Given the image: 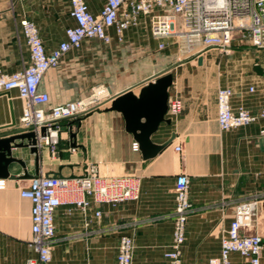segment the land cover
Returning <instances> with one entry per match:
<instances>
[{
	"label": "crops",
	"instance_id": "obj_1",
	"mask_svg": "<svg viewBox=\"0 0 264 264\" xmlns=\"http://www.w3.org/2000/svg\"><path fill=\"white\" fill-rule=\"evenodd\" d=\"M86 2L95 15L105 4V0ZM24 19L36 24L48 51L66 40V29L75 25L69 0H0V70L6 74L29 64L27 42L19 33ZM161 42L163 50L151 36L149 18H144L126 32L124 44L108 47L88 41L46 75L40 89L51 95V107L88 98L98 88L108 95L96 111L63 122L57 157L48 148L39 150L37 157L29 148L12 150L26 168L13 164L11 177L2 179L7 188L0 191V264H27L37 258L30 246L31 203L20 196L28 180L39 174L70 177L80 172L84 161L99 164L108 174L139 177L140 198L117 206L92 203L86 214L68 206L59 208L48 264H117L124 235L135 241L133 264H171L164 255L173 241L174 188L180 173L191 179L184 264H208L220 256L236 208L246 201L258 200L254 231L264 235V118L222 131L217 96L219 88L231 87L234 109L263 113L264 52L235 47L228 60L215 50L201 49L179 60L175 40ZM196 50L198 46L187 55ZM168 75L173 77L169 102L179 99L181 110L176 115L168 111L165 118L170 123H161L151 136L154 145L167 147L145 160L124 115L112 111V103L128 92L139 98L149 84ZM15 95L16 91L0 95V138L21 133L17 125L11 127L13 117L17 124L22 115V102ZM155 102L152 99L143 107L149 116ZM145 122L143 118L141 123ZM179 144L182 154L175 152ZM97 211L101 217H96Z\"/></svg>",
	"mask_w": 264,
	"mask_h": 264
},
{
	"label": "built area",
	"instance_id": "obj_2",
	"mask_svg": "<svg viewBox=\"0 0 264 264\" xmlns=\"http://www.w3.org/2000/svg\"><path fill=\"white\" fill-rule=\"evenodd\" d=\"M69 2L75 25L66 29V40L48 51L36 24L24 19L19 23V33L27 42L29 64L12 74L0 70V95L10 96L16 91L22 102V115L16 125L21 132L34 133L36 148L50 149L52 157L58 155L63 122L96 111L104 96H98L96 91L88 98L51 107V95L40 88L47 74L88 41L108 47L124 44L126 32L149 18L151 36L160 41V50L165 48L162 40L174 39L185 53L198 46L232 57L236 45L264 52V0H105L99 15L91 12L86 0ZM217 96L218 124L222 131L247 127L264 118V112L254 115L243 108L234 109L231 87L219 88ZM180 110L179 99L169 102L168 111L172 115ZM261 134L264 135V130ZM175 152L182 154L183 146H176ZM79 167L80 172L70 177L36 175L21 189L20 196L31 203L30 246L37 253V258L28 260L27 264L51 262L55 215L59 208L68 206L86 214L92 203L117 206L139 200V177L103 174L99 164L87 161ZM190 185L189 175L178 174L174 188L173 241L164 255L171 264H184L187 220L192 209ZM6 188V180L0 179V191ZM258 205V200H251L237 206L235 218L222 239L221 254L208 264H238V259L241 264H264V235L254 231ZM101 215L100 211L96 212V217ZM134 253V239L121 236L117 264H133Z\"/></svg>",
	"mask_w": 264,
	"mask_h": 264
},
{
	"label": "water",
	"instance_id": "obj_3",
	"mask_svg": "<svg viewBox=\"0 0 264 264\" xmlns=\"http://www.w3.org/2000/svg\"><path fill=\"white\" fill-rule=\"evenodd\" d=\"M202 61V60H200ZM173 85V77L165 76L149 84L142 90L140 97L136 98L131 92L116 98L111 110L120 112L124 115L127 122V129L134 135L135 140L140 146V150L145 160L155 158L167 146H157L151 142V136L156 133L161 123H170L165 116L169 105V88ZM155 99V109L152 115H148L146 109H143L150 100ZM145 118L146 122L141 123ZM16 126V120L13 117L11 127ZM29 148L31 154L36 157L39 149L36 148V136L32 132H21L0 138V179L10 178V166L18 164L26 168V164L13 156V149Z\"/></svg>",
	"mask_w": 264,
	"mask_h": 264
},
{
	"label": "rangeland",
	"instance_id": "obj_4",
	"mask_svg": "<svg viewBox=\"0 0 264 264\" xmlns=\"http://www.w3.org/2000/svg\"><path fill=\"white\" fill-rule=\"evenodd\" d=\"M236 47H238V48H242V47H248V46H238V45H236ZM202 49V47H199L198 48V50H196V51H194L193 53H191V54H188L187 55V53H185L184 52V50L182 49V46L180 45V44H178V43H176L175 42V44H174V52H176V58L177 59H179V60H185L186 58H188L190 55H192V54H195V52H198V51H200ZM219 54V53H218ZM219 56L221 57V58H225V59H230L231 57H223L222 55H220L219 54ZM134 62H132L131 64H135L136 62L135 61H138V60H133ZM116 65L118 64L117 62L115 63ZM99 89H97V91H98ZM98 95V94H97ZM2 96H4V95H2ZM15 96H18V95H15ZM102 173L103 174H106V171H105V169L102 167ZM112 174V173H111ZM114 175H121V174H119V173H113Z\"/></svg>",
	"mask_w": 264,
	"mask_h": 264
},
{
	"label": "bare ground",
	"instance_id": "obj_5",
	"mask_svg": "<svg viewBox=\"0 0 264 264\" xmlns=\"http://www.w3.org/2000/svg\"><path fill=\"white\" fill-rule=\"evenodd\" d=\"M194 52V51H193ZM97 94H98V96H106V95H108L107 94V91H105L104 89H99L98 91H97Z\"/></svg>",
	"mask_w": 264,
	"mask_h": 264
}]
</instances>
